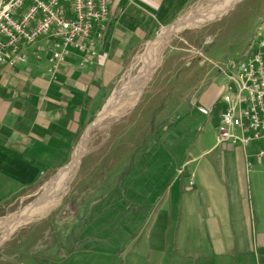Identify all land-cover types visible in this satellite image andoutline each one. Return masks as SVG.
I'll return each instance as SVG.
<instances>
[{
  "label": "crops",
  "instance_id": "0c3cea01",
  "mask_svg": "<svg viewBox=\"0 0 264 264\" xmlns=\"http://www.w3.org/2000/svg\"><path fill=\"white\" fill-rule=\"evenodd\" d=\"M195 1L115 0L106 29L91 34L97 53L92 63L84 62L83 52L71 49L65 64L51 74V41L42 38L23 48L25 62L0 68V209L43 175L68 164L71 150L127 72L133 54L159 30L174 24ZM237 18L234 30L220 29L222 41L209 52L208 63L214 66H208L200 77V96L179 90L163 112L143 110L139 116L160 117L155 127L164 132L182 125L188 133L198 122L194 113L202 116L198 106L214 109L223 84L218 66L242 55L252 42L264 43V0H247L244 13ZM175 101H181L180 106L174 107ZM202 117L205 123L200 134L183 157H176V172H161L164 168L157 156L135 162L150 165L151 170L150 183L139 194L143 189L144 193L153 188L164 191L161 197L157 195L137 236L127 248L114 252L118 264H264V159L255 156L264 143L246 150L239 143L219 144L217 112L211 118ZM215 119L214 132L207 135L203 129ZM138 123L135 128L142 129L145 125L141 124L150 120ZM177 135L167 139L182 141L184 134ZM135 175H143L142 168ZM138 197L142 203V196ZM103 211L102 204L96 216ZM32 235L35 241L31 235L21 239L18 249L24 256L16 254L3 264H39L35 254L52 260L75 258L46 247L41 233ZM85 239L83 234L80 246ZM114 257L102 256V264H113ZM92 261L99 260L92 256ZM89 264L94 263L89 260Z\"/></svg>",
  "mask_w": 264,
  "mask_h": 264
},
{
  "label": "rangeland",
  "instance_id": "374dc122",
  "mask_svg": "<svg viewBox=\"0 0 264 264\" xmlns=\"http://www.w3.org/2000/svg\"><path fill=\"white\" fill-rule=\"evenodd\" d=\"M228 1L196 0L174 24L159 30L143 42L139 50L133 54L127 72L104 101L99 115L71 150L68 164L43 175L35 185L20 191L2 204L0 209V264L10 262L16 254L23 257L24 253L18 249L21 239L25 235H31L30 240L35 241L34 238L37 237L32 234H36V232L45 237L42 243H46V247L58 248L69 255H75L74 259L61 257L59 260H52L41 258L42 256L39 257L40 255L36 256L35 254L34 258L39 264H89V260L94 264H102V256H118L114 255V252L118 253L121 249L127 248V243L137 236L143 223L148 219L150 207H153L156 199H159L160 194L164 191L162 188H157L156 191L153 188L144 193L143 189L139 194L140 188L149 185L151 170L150 165L146 167L144 164L136 165L135 162L140 158L157 156V162L164 168L161 172H167V174L176 172V163H174L176 157L185 155L190 142L198 137L201 132L199 128L205 123V118L195 112L194 116L198 122L187 130L188 133H184L183 126L180 125L178 128H168L167 131H169L166 135L167 131L164 132L163 129H158L160 127H155L157 119L155 116L144 118L139 115L143 110L159 109V112H163L173 104L172 97L179 90L182 93L190 92L195 93L197 97L200 96V77L208 66L210 68L214 66L209 64L207 59L211 49L222 41L220 29L225 32L234 30L239 22L237 17L244 13L247 4V0H239L230 10L226 9L223 15L211 17L212 15L209 13L216 6H222ZM220 2L221 4H219ZM203 15H207V17L203 18ZM200 19L207 21L198 26L178 27L171 36H165L169 29L183 21L190 22ZM159 41H163V44L158 47L159 50L157 49L159 64L155 69L151 68L153 57L149 56L151 64L145 66L143 56L146 55L151 45L157 44ZM140 70L147 73L144 84L135 85L140 89V93L131 95L129 92L127 93L129 97L140 96L126 105L115 106L114 114L103 118L107 106H110V101L113 98L117 99L127 83L129 86L139 83ZM129 97L119 98V104L125 103ZM180 103L181 101H175L174 107L180 106ZM221 109L222 106L217 111V120ZM121 110L123 112H120ZM195 117H193L194 120ZM143 119H149L150 123H142L141 125H145L142 129L135 128V125H138V122ZM217 120L215 119L213 125L210 124L205 131L203 129V132L207 135L214 132ZM182 133L185 135H183L182 141L167 139L170 135L177 138L176 135H182ZM86 134L88 137L86 145H84ZM139 136L141 138L136 141L135 138ZM82 143L83 151L76 166L73 165V161L71 167H74V172L70 174L71 179L69 178L67 182V190L60 204L54 210L30 223L20 222L18 224L20 226L14 232L3 236L2 226L5 221L18 215L21 216L23 212L48 197L46 186L52 180H54L53 184L59 180L55 181V177L71 163L77 148ZM170 158L173 159V162ZM141 168L143 175H135V171L137 172ZM109 193L112 194L107 196ZM147 193L148 196L143 197ZM138 195L142 196V203ZM102 204L105 211L96 216V212ZM87 226L88 229H86ZM83 234L86 239L80 246L79 240ZM82 249L90 251L85 252ZM139 252L146 255V252L141 249ZM83 254H87V256L81 257ZM92 256H97L99 261H92ZM113 264H118L116 258Z\"/></svg>",
  "mask_w": 264,
  "mask_h": 264
},
{
  "label": "built area",
  "instance_id": "2783aa9c",
  "mask_svg": "<svg viewBox=\"0 0 264 264\" xmlns=\"http://www.w3.org/2000/svg\"><path fill=\"white\" fill-rule=\"evenodd\" d=\"M115 0H0V68L15 67L26 58L25 47L40 39L51 41L49 64L54 74L65 64L71 49L83 52L84 62L97 55L90 40L93 31L107 27ZM223 74L222 94L214 109L199 106L212 117L220 110L216 126L219 144L249 146L264 143V43L252 42L238 57L218 66ZM256 158L264 159V149Z\"/></svg>",
  "mask_w": 264,
  "mask_h": 264
},
{
  "label": "bare ground",
  "instance_id": "6f19581e",
  "mask_svg": "<svg viewBox=\"0 0 264 264\" xmlns=\"http://www.w3.org/2000/svg\"><path fill=\"white\" fill-rule=\"evenodd\" d=\"M238 1L239 0H236V1L235 0H229L227 3H225L222 6H216L215 9H213L212 12L209 13V14L212 15L211 17H215V16H217L219 14H220L219 16H221V15H223L225 13L224 11L226 9L229 8L228 10H230L231 7L236 2H238ZM232 2H233V4H232ZM219 4H221V2ZM206 17H207V15H205V16L203 15V18H206ZM206 21H207L206 19L193 20V21H190V22L189 21H183L182 22L183 24L180 23L177 26L169 29L168 30L169 32H167V33L173 32L178 27L181 28L182 26H198V25H202ZM167 33H166L165 36L168 35ZM161 44H163V41H159L157 44H153V45L150 46V49L148 50V52L146 53V55L143 56L144 57L145 66H150V64H151V61L149 59V56L153 57V59H152V64L153 65H152L151 68H154L155 69V67L157 66V64H159L158 63L159 61H158L157 49H158V47L161 46ZM147 57H148V59L145 60V58H147ZM146 78H147V73H145L144 70H142V71L140 70V73L138 75V82L139 83L131 84L130 86L127 83L123 87V90L121 91L120 95H118L117 99L116 98H113V100L110 101V106L109 105L107 106V109H106V111L103 114V118H108V116L113 115L116 107H118V106L121 107L122 105H126L129 102H131V100L137 99L140 95H138L137 97H134L135 95L129 97L127 93L129 92L130 95L132 93H137V92L140 93V89L138 87H136V86L139 85L140 83L144 84ZM124 97H129V98H127L125 100V103H120L119 104L118 99L119 98H124ZM120 112H123V111L121 110ZM101 120H103V119H101ZM99 123H100V121H99ZM86 136H88V134H86ZM82 151H83V143L80 144L79 147L77 148V150H76V152L74 154V157H73V160L71 161V163L67 167H65L62 171H60V173L55 177V181L57 179H59V180L56 181L55 184H53L52 181H54V180H52L46 186V194H48V197L46 199L41 200L38 204H36V206H32L29 210L23 212V214H21V216L20 215L15 216V217H13V218H11V219H9V220H7V221L4 222V224L2 226L3 236H6L7 233L14 232L20 226V225H18L20 222H24L23 224L30 223L34 219H37L39 217H42L43 215L47 214L49 211L54 210L60 204V202H61V200L63 198V195L65 194V192L67 190L66 189V185H67V182H68V180L70 178V174L72 172H74V170H73L74 167L73 168L71 167L72 164H73V161H74V164L73 165L76 166V164L78 163V159H79ZM1 240H3V239H1Z\"/></svg>",
  "mask_w": 264,
  "mask_h": 264
},
{
  "label": "water",
  "instance_id": "95a60500",
  "mask_svg": "<svg viewBox=\"0 0 264 264\" xmlns=\"http://www.w3.org/2000/svg\"><path fill=\"white\" fill-rule=\"evenodd\" d=\"M173 33H174V31L170 32V33H167V34H168V36H171ZM87 137L88 136H85L84 145H86ZM186 183H187L188 186L190 185V179L189 178H187Z\"/></svg>",
  "mask_w": 264,
  "mask_h": 264
}]
</instances>
